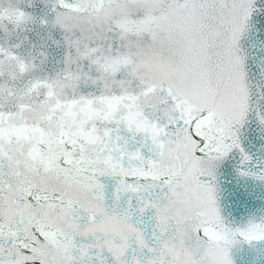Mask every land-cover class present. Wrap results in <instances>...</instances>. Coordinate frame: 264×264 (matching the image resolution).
Returning <instances> with one entry per match:
<instances>
[{"label": "snow or ice", "instance_id": "obj_1", "mask_svg": "<svg viewBox=\"0 0 264 264\" xmlns=\"http://www.w3.org/2000/svg\"><path fill=\"white\" fill-rule=\"evenodd\" d=\"M264 0H0V264H237L264 215L224 214L218 169L264 182L249 72ZM264 59V57H261Z\"/></svg>", "mask_w": 264, "mask_h": 264}, {"label": "water", "instance_id": "obj_2", "mask_svg": "<svg viewBox=\"0 0 264 264\" xmlns=\"http://www.w3.org/2000/svg\"><path fill=\"white\" fill-rule=\"evenodd\" d=\"M259 32L253 30L250 42L256 45L252 49L256 54L249 61V72L258 75L264 66V14L256 17ZM243 137L246 147L258 160H264V134L252 119L247 125ZM238 157H232L218 169L219 198L224 214L237 223L246 221L249 216L264 215V182L253 177H241L237 174ZM237 264H264V255L256 257L254 252L245 250L237 257Z\"/></svg>", "mask_w": 264, "mask_h": 264}, {"label": "clouds", "instance_id": "obj_3", "mask_svg": "<svg viewBox=\"0 0 264 264\" xmlns=\"http://www.w3.org/2000/svg\"><path fill=\"white\" fill-rule=\"evenodd\" d=\"M259 130H260V128H259ZM260 132H261L262 134H264V131H261V130H260Z\"/></svg>", "mask_w": 264, "mask_h": 264}]
</instances>
